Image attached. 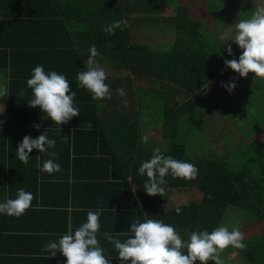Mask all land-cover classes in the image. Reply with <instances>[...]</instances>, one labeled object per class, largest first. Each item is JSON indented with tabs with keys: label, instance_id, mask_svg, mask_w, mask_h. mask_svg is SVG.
<instances>
[{
	"label": "crops",
	"instance_id": "0c3cea01",
	"mask_svg": "<svg viewBox=\"0 0 264 264\" xmlns=\"http://www.w3.org/2000/svg\"><path fill=\"white\" fill-rule=\"evenodd\" d=\"M259 1L261 0H245L241 9H233L222 22L213 23L224 27L228 23L239 22L248 13L237 15L243 8H247L251 15L255 7L264 6ZM200 4L210 5L207 0H201ZM4 5V1L0 0V85L8 88V95L0 97V203L15 199L19 189L30 192L34 199L32 206L19 218L0 214V264H66V257L61 252L51 257L50 253L41 251L42 247L49 241L58 242L70 229L74 234L86 222L88 211L98 208L103 209V212L97 238L105 249L106 258L110 257V264H121L114 245L103 234L111 233L124 242L132 235L129 232L131 223L137 220L144 222L146 219L162 220L164 216L170 219L169 225L173 226L175 218L172 209L178 207L183 199L178 190H168L166 187L164 197L148 195L144 190L148 178L146 174L142 176L138 173V168L151 158L154 149L160 148L164 153L173 142L179 141L177 136L174 139L172 131L163 127L170 121L180 103L177 95L173 94L172 83L166 84L162 78L134 77L131 72L126 71L128 68H121L122 65L112 67L110 62L103 63L108 59H102L99 52L97 62L107 73L105 83L110 88L111 99L93 101L90 91L78 87L75 77L69 78L74 73L87 70L85 62L89 53L78 50L74 53L75 56L78 55L73 58L75 62L58 61L60 52L63 53L62 38L42 34V37L48 39L49 49L44 43L37 46L28 37L27 29L19 31L20 28L13 29L7 25L10 19L19 18L14 15L19 13L16 10L19 7L17 3ZM4 20L7 22L5 25ZM20 22L23 26L33 23L29 19ZM142 26H146L145 23H140V27ZM128 36V41L133 43L132 36ZM147 46L149 45H144L150 52L166 51ZM234 55L237 57L241 54ZM226 56L228 60L232 58L228 53ZM38 65L44 66L45 73L56 71L65 75L71 91L76 93L74 103L80 115L60 125V128L38 107H29L32 90L28 88L27 80L31 78L32 69ZM226 71L233 70L226 67L223 72ZM122 72L124 76H120ZM248 75L249 79L244 82L250 84V74ZM119 88L124 89L125 97L117 93ZM21 91L25 95L21 96ZM124 99L128 102L127 106L121 103ZM226 101L228 102V98ZM228 104L229 102L224 107L209 105L210 110L205 118L215 129L219 127L218 137H231L232 132H235L240 139L244 138L241 134L245 132L233 127L235 114L231 113ZM153 114L158 117L157 125L148 122ZM228 124L234 131L226 132L222 129ZM34 125H40L39 129ZM45 130L48 138L56 142L55 148L48 151L56 152L57 157H49L47 153L33 149L29 153V163L25 165L20 162L16 157V150L24 136L35 139L44 134ZM255 134H248L242 142L250 143ZM145 135L149 138L148 143L142 142ZM263 136L262 132L259 137ZM240 142L241 140L231 146ZM254 142L264 144L260 140ZM214 153L222 158L225 152L220 148L218 153ZM50 158L61 165L62 171L49 175L37 168L38 163L42 168L43 163ZM165 179L167 180L166 177ZM169 181L168 179L167 182ZM241 212L244 219H251L246 212ZM249 221L246 220V223ZM173 227L180 236H188L185 230ZM247 247L233 251L242 254V264L246 261L245 254L249 257ZM257 247L254 246V257L251 256L253 259L261 253ZM230 255L224 256L227 263Z\"/></svg>",
	"mask_w": 264,
	"mask_h": 264
},
{
	"label": "trees",
	"instance_id": "16d2710c",
	"mask_svg": "<svg viewBox=\"0 0 264 264\" xmlns=\"http://www.w3.org/2000/svg\"><path fill=\"white\" fill-rule=\"evenodd\" d=\"M3 1L5 5L15 2L19 6L16 8L19 13L14 14L19 18H12L14 20L10 19L8 23L4 20L3 25L7 23L13 29L20 28L19 31H22V28L27 29L28 37L35 41L37 46H42L44 43L47 49H49L48 39L42 37V34L57 35L62 38L63 53L60 52L58 61L75 62L73 58L78 56H75V52L78 50L81 52L95 45L101 52L102 59H108L112 67L122 65L121 68H128L134 77L162 78L167 84L170 81L177 83L176 77L181 80L183 76L194 73L196 79L194 83L184 78L186 96L193 93L194 86L201 89L200 94H203L210 91V88L212 89L215 84L220 87L225 84L222 82V76L227 67L224 61L228 59H226L227 56L223 51H227L217 46L213 38L209 40L197 32L199 29L205 31L206 29L203 27L206 26V23L204 22L205 16L194 18L193 15L194 17H190L191 13H188L187 4L194 3V0ZM244 1L219 0V7L216 10H220L223 20L226 14L231 13L233 9L235 11L238 8L241 9ZM201 7L203 4L199 5V8ZM162 10H165V13H162ZM193 13L196 15L205 14L203 9L194 10ZM25 19H29L33 23H28L29 26L26 23L23 26L20 20ZM116 20H126L127 26L132 22L146 23V20L153 23L165 22L166 26H169L173 31V40L169 49L162 53H154L147 51L140 44L129 42L127 26L122 25V30L117 28L115 35H109L103 31L106 26ZM4 30L6 31V28ZM206 47L210 49L207 51L205 50ZM77 73L70 75L69 78H76ZM257 79L261 80L258 77ZM247 87L241 88V90L244 89L241 91L242 93L228 104L231 113L235 114V122L232 123L235 129L240 128L238 118L244 111V105L248 106L250 122H253L255 116H258L260 121L264 117L262 94L255 90L250 94V97H246ZM217 90V92H212L210 97L215 99L222 88H217ZM199 100L194 99V101ZM196 111L197 107L195 106L186 107L184 103L178 105V109L170 121L163 125L164 129L172 131L174 139L176 136L179 138L178 128L189 122V125L184 127L186 134L183 138L196 140L198 136L204 135L195 132L190 126L195 123ZM260 115L262 117H259ZM243 118L246 120V116ZM245 124H247L246 121ZM262 124L264 125V122ZM241 136H244V133ZM210 139L207 138L204 143L197 142L191 150L184 142H173L170 149L163 153L165 156H172L177 160L189 162L198 169L196 179L190 181L180 178L174 179L170 174L166 176L167 180L170 181L164 187L168 190H178L180 196L183 197L178 206L181 209L180 214L176 212L178 207L172 209L175 218L173 226L179 230H185L188 236L186 234L181 235V238L187 240L192 231L207 230L211 232L217 228L219 221L224 217L226 207L244 211L249 218L253 219L251 221V219L245 218V220H250L249 225L255 223L260 231L252 237L248 235L251 232L248 223L244 224L243 227L233 225L243 232L244 243L248 244L249 257L245 254V264H263L264 259H253L251 256L254 257V246L257 245L260 252L264 249V144L250 142L245 145L247 149L241 150L242 141L226 150H223L225 148H222L221 145V149L225 153L222 158H219L214 153L217 152L218 148L211 144L213 141V144H220L221 142L217 138ZM187 150H190L191 153L189 154ZM254 153L259 155L253 158ZM243 156H248V158ZM190 190L199 194V199L187 200L186 193H190ZM165 217L167 216H164L162 221L169 224L170 219ZM234 250L237 249L229 246L222 253V258L225 259L224 256L230 255ZM196 264L199 262L197 261ZM208 264H213V262L209 261Z\"/></svg>",
	"mask_w": 264,
	"mask_h": 264
},
{
	"label": "clouds",
	"instance_id": "9594fccd",
	"mask_svg": "<svg viewBox=\"0 0 264 264\" xmlns=\"http://www.w3.org/2000/svg\"><path fill=\"white\" fill-rule=\"evenodd\" d=\"M126 20H116L106 26L103 31L109 35H115V30L122 25L127 26ZM236 32L231 39L240 49L242 54L239 59L225 60L227 67L238 73L240 77L246 78L249 73H254L255 77L264 79V6L255 7L251 16L240 19L235 25ZM224 39L223 36L220 37ZM89 58L85 65L87 70L77 73L76 79L78 87L91 92L93 101H103L111 99V91L105 83L107 73L99 66L97 57L100 56L95 45L88 49ZM228 55H233L231 45L227 48ZM27 86L32 90V99L28 101L29 107H38L42 112L60 125L68 123L73 117L80 115L79 109L75 106L76 93L71 91L70 84L65 75L51 71L45 73L44 66L38 65L32 69L31 78L27 80ZM229 92L236 87L234 81L222 85ZM121 97L126 96L123 88L117 89ZM8 95L6 85H0V97ZM23 96L25 93L20 92ZM127 106V100L121 101ZM39 129L40 125H34ZM91 128V125H89ZM61 130V129H60ZM148 136L142 137V142L148 143ZM55 140L49 139L47 130L44 134L33 139L31 136H24L22 142L17 146L16 157L23 164H28L29 153L33 149H38L41 153H47L49 157H57L54 151ZM46 145V147H45ZM37 168L49 175L62 171L61 165L54 159H48L43 163V167L37 164ZM140 175L147 176L144 190L150 196L164 197L167 184L166 176L169 174L175 179L184 180L196 179L198 169L195 165L177 160L172 156H165L160 148L153 151L151 158L144 161L138 168ZM34 197L30 192L19 189L15 199H8L0 203V214L15 216L19 218L26 210L32 206ZM103 209L89 210L87 220L79 226L74 234L71 229L68 234L62 235L58 242L49 241L41 249L54 257L57 252H61L66 257V264H110V257L106 258L105 249L101 247L97 238L100 232V216ZM177 214L181 209L176 208ZM129 232L132 234L124 242L115 238L113 234L105 232V239L114 245L117 258L121 264H227L222 258V253L229 247L236 249H246L244 234L238 227L231 230L227 226H220L212 230L192 231L187 240H183L177 230L162 220L146 219L131 223ZM123 234V233H121Z\"/></svg>",
	"mask_w": 264,
	"mask_h": 264
},
{
	"label": "rangeland",
	"instance_id": "374dc122",
	"mask_svg": "<svg viewBox=\"0 0 264 264\" xmlns=\"http://www.w3.org/2000/svg\"><path fill=\"white\" fill-rule=\"evenodd\" d=\"M172 1V0H171ZM205 1V0H204ZM210 5H203V7L199 8V5L201 3V0H194V3L191 4H187L188 7V13L190 14V17H194V18H198V17H203L205 16V23L206 26H204L203 28H205L206 30H201L199 29L197 32H200L201 36H205L207 39L211 40L212 38L214 39L215 43L217 44V46H219L221 49L224 48H228L229 45H231L232 50H233V55L232 58H235L238 60L239 56H235L234 54L240 53L242 54V49L239 48V46L232 41L231 39L234 37L235 32H236V23H238L237 21L235 23H228V25L224 26V27H219V25H215L214 20L217 23L222 22V13L220 12V10H216L219 7V0H207ZM259 3L261 5H264V0L259 1ZM196 4H198V8L196 6ZM214 5V6H213ZM216 5V6H215ZM221 6V3H220ZM199 9H203V11L205 12L204 15H196L193 13V11H197ZM168 11V10H167ZM166 11V12H167ZM247 13V15H245L243 17V19L250 17V12L247 8H243V11H240L237 15L241 16L244 13ZM162 13H165V10H162ZM194 15V16H193ZM236 15V14H235ZM166 17V15H165ZM219 18V19H218ZM148 20H146L145 25L146 26H142L140 27V22H132L130 23L129 26H127V31L128 34L131 35V41L135 44H141V45H145L148 44L152 49L154 50H168L169 49V45L171 43V41L173 40V31L171 28H169V26H166L165 22H147ZM225 21V20H224ZM207 23H209V25H207ZM223 36L224 39H221L220 37ZM147 46V47H149ZM219 48V49H220ZM88 49L86 48L83 50V52H87L88 53ZM210 48H205V50H209ZM224 54L227 55V53L225 51H223ZM97 60H99V58H96ZM104 62H109L108 60H104ZM129 71V70H126ZM130 72V71H129ZM250 74V84L244 82L245 80L249 79V75L244 78V77H240L238 73L234 72V71H226L224 72L223 76H222V82H232L234 81L236 84V87L233 91L229 92L226 88H223L222 90H220V93H218L217 97L215 99H213L212 97H210V94L212 92H217V88L218 85L215 84L212 89L210 88V91L208 92H204L203 94H200V90L201 89H197L194 86L193 89V93L190 96H186V83L184 81V78H186L187 80H189L191 83L195 82V78H194V73H190L186 76H183L182 79L180 80L178 77H176L175 79L178 80L177 83H172V81H170L172 83V87L173 89V94L177 95L180 104H185L186 107H197V111L195 112V123L191 124L190 126L195 130V132L199 133V134H204L203 136H198V138H196V140H193L192 138H183V136L186 134L184 131V127L189 125L188 123H185L184 125H181L178 129V136H179V141L180 142H184L187 147L191 150V148L193 146H195L198 143H204L205 140H207V138H211L210 140H214V139H218L221 143L220 144H211L213 146L216 145V147L218 148L217 153L219 152L220 148H225L223 150H226L227 148L229 149V147H233L231 145H235L239 140H243L244 138L247 137L248 134L251 133H256L255 136L253 138H251L250 140H252L251 142L253 143L254 141H263L264 142V136L263 137H259L261 135V133H264V128L262 127V123L264 122V117L263 120L260 121L258 116H255V118H253V122H250V117H249V112H248V106L244 105V111L240 114L239 118H238V124L240 125V128L238 129L239 131H244V138H239L237 136V134L235 132H232V136H227V137H218V135H220V129L218 127V129H215L214 127H212V124L206 120L205 116L207 115V112L210 110L208 108V106L211 104H215L218 105L220 107H224L227 105L228 102L234 101L235 97L240 95L243 91L241 90V88L247 87L246 88V92L247 95L246 97H250V94L252 92H254L255 90L260 91V94H262L263 99H264V79L259 78L261 80H257L255 77L254 73H249ZM120 76H124V73L122 72ZM209 87V85H208ZM239 89V90H238ZM197 90V91H196ZM262 90V92H261ZM177 92V93H176ZM197 97V98H196ZM203 98H205L203 100ZM207 98H209L210 100H208ZM226 98H228V102L226 101ZM191 99V101L189 102V100ZM194 99H200V101H194ZM188 102V103H186ZM264 103V102H263ZM258 114V113H257ZM244 116H246V120H244ZM257 117V118H256ZM259 117H262V115H260ZM151 122L153 125H157L158 124V117L153 114L148 122ZM247 122V124L244 125V122ZM242 126V128H241ZM225 129L226 132H230V131H234L231 125H225L224 127H222V129ZM215 129V130H214ZM258 132V133H257ZM237 136V137H236ZM218 141V142H219ZM246 144L249 143H244L242 142L240 144V150L241 149H247L246 148ZM221 146V147H220ZM187 150V152L190 154L191 151ZM188 155V154H187ZM258 153H254L252 156L253 158L256 156H258ZM251 156V157H252ZM244 158H248V156H243ZM191 192L186 193V197L187 200H197L199 199V194H195L194 190H190ZM182 201H180L181 203ZM246 223V220L243 218V213L241 211H238L236 208H228L226 207L224 209V217L223 219H221L218 223L217 227L220 226H227L229 228V230H231L234 226H238L239 227H243V225ZM249 228L251 229L250 236L253 237V235L258 234L259 228L255 223H252L249 225ZM242 254L238 253V252H233L229 257H228V263L227 264H242ZM258 258L264 259V249L261 251V253L258 255ZM241 260V261H239ZM264 264V263H263Z\"/></svg>",
	"mask_w": 264,
	"mask_h": 264
}]
</instances>
